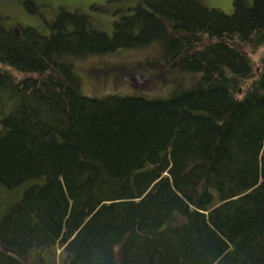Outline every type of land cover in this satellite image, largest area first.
I'll return each instance as SVG.
<instances>
[{
	"label": "trees",
	"instance_id": "trees-1",
	"mask_svg": "<svg viewBox=\"0 0 264 264\" xmlns=\"http://www.w3.org/2000/svg\"><path fill=\"white\" fill-rule=\"evenodd\" d=\"M52 19L0 13V264H264V0ZM148 46L158 96L83 93L85 58Z\"/></svg>",
	"mask_w": 264,
	"mask_h": 264
},
{
	"label": "rangeland",
	"instance_id": "rangeland-1",
	"mask_svg": "<svg viewBox=\"0 0 264 264\" xmlns=\"http://www.w3.org/2000/svg\"><path fill=\"white\" fill-rule=\"evenodd\" d=\"M34 7H24L22 1L19 0H0V13L8 17L5 27H13L16 23L20 26H31L39 33L48 32V23L52 21L57 12V6L60 4L64 9L70 10L77 8L79 13H82L90 19L93 27L97 30L109 31L112 23L109 21L115 16H110V11L113 9L116 15H121L127 6H135L139 0H124L120 2H112L111 5H106L104 0H32ZM207 7L218 8L225 13L232 11V0H197ZM250 1V0H246ZM96 2L97 7L91 4L92 12L100 13L91 15L83 13L87 3ZM118 7L121 9L117 10ZM69 8V9H68ZM100 28V29H99ZM104 31V32H105ZM106 32V33H107ZM109 34V33H108ZM98 68V69H97ZM101 70L100 77L95 75L97 70ZM141 72L147 77L144 84H133L129 76L133 73ZM77 73L82 80L83 92L85 95L117 92L122 87L123 93L145 94L158 96L160 94L156 83L162 84L163 87L168 83L167 70L163 67L158 59L155 47L148 46L147 48H131L119 49L115 52L85 58L77 67ZM182 81V80H180ZM158 88V89H157ZM99 94L97 96H101Z\"/></svg>",
	"mask_w": 264,
	"mask_h": 264
},
{
	"label": "flooded vegetation",
	"instance_id": "flooded-vegetation-1",
	"mask_svg": "<svg viewBox=\"0 0 264 264\" xmlns=\"http://www.w3.org/2000/svg\"><path fill=\"white\" fill-rule=\"evenodd\" d=\"M122 2V1H124V0H104V2H105V4L106 5H111L112 4V2H115V3H117V2ZM62 1H60V3L58 4V6H57V9L59 8V7H61L60 6V4H62L63 6H66L64 3H61ZM88 5L86 6V9H85V11L84 12H86L85 14H88V11H89V13L91 14V15H93V14H95L96 12H92L91 10H90V6H91V4H94L95 6H96V8H98L97 7V4H96V2H93V3H87ZM67 7V6H66ZM62 8V7H61ZM78 8V7H77ZM77 8H72V9H70V10H68V11H75ZM134 8V6H127L126 8H125V11L123 12V14H121V15H116V12H115V10H111L110 11V16H115L114 17V19H112V20H110L109 22L110 23H114L115 21H118L120 18H122V17H125V16H128L130 13H131V10ZM64 9V8H63ZM69 9V8H68ZM119 9H121L120 7H118V9L117 10H119ZM65 10H67V9H65ZM96 14H100L99 12L98 13H96ZM86 16V15H85ZM94 16V15H93ZM112 23V24H113ZM111 31V30H110Z\"/></svg>",
	"mask_w": 264,
	"mask_h": 264
},
{
	"label": "water",
	"instance_id": "water-1",
	"mask_svg": "<svg viewBox=\"0 0 264 264\" xmlns=\"http://www.w3.org/2000/svg\"><path fill=\"white\" fill-rule=\"evenodd\" d=\"M129 78L133 84H138V85L144 84L147 79L146 75L141 72L133 73L129 76Z\"/></svg>",
	"mask_w": 264,
	"mask_h": 264
}]
</instances>
